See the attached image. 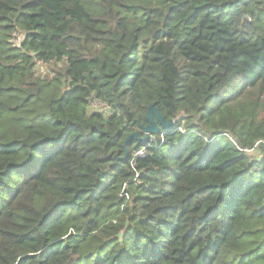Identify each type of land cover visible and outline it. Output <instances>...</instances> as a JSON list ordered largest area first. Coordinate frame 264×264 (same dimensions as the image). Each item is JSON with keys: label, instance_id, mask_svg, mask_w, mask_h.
I'll list each match as a JSON object with an SVG mask.
<instances>
[{"label": "trees", "instance_id": "16d2710c", "mask_svg": "<svg viewBox=\"0 0 264 264\" xmlns=\"http://www.w3.org/2000/svg\"><path fill=\"white\" fill-rule=\"evenodd\" d=\"M0 264H264V0H0Z\"/></svg>", "mask_w": 264, "mask_h": 264}, {"label": "water", "instance_id": "95a60500", "mask_svg": "<svg viewBox=\"0 0 264 264\" xmlns=\"http://www.w3.org/2000/svg\"><path fill=\"white\" fill-rule=\"evenodd\" d=\"M155 117L165 129H170L172 126H174V119L167 121L157 107L150 105L148 108L149 123L144 126L145 137L143 140L145 141H148L153 134H157L159 132L160 125L155 120ZM133 135L137 136V133H134ZM131 136L132 135H130L128 139L131 138Z\"/></svg>", "mask_w": 264, "mask_h": 264}, {"label": "built area", "instance_id": "2783aa9c", "mask_svg": "<svg viewBox=\"0 0 264 264\" xmlns=\"http://www.w3.org/2000/svg\"><path fill=\"white\" fill-rule=\"evenodd\" d=\"M100 102H96V105H98ZM101 104V103H100ZM100 106V105H98ZM146 149H139L135 152L134 156H143L145 154ZM128 196V194H126Z\"/></svg>", "mask_w": 264, "mask_h": 264}, {"label": "rangeland", "instance_id": "374dc122", "mask_svg": "<svg viewBox=\"0 0 264 264\" xmlns=\"http://www.w3.org/2000/svg\"><path fill=\"white\" fill-rule=\"evenodd\" d=\"M39 67H40V68H43V66H42V65H40ZM43 70H44V69H42V71H43ZM254 152H255V151H254ZM128 197H129V195L127 196V198H128Z\"/></svg>", "mask_w": 264, "mask_h": 264}]
</instances>
